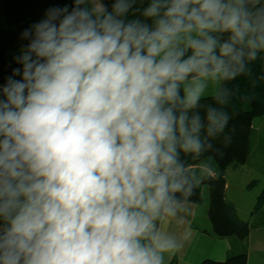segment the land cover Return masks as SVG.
<instances>
[{
  "label": "clouds",
  "instance_id": "1",
  "mask_svg": "<svg viewBox=\"0 0 264 264\" xmlns=\"http://www.w3.org/2000/svg\"><path fill=\"white\" fill-rule=\"evenodd\" d=\"M136 3L75 0L22 33V79L0 87V264H165L182 249L158 223L185 224L199 178L181 154L227 127L222 107L198 109L210 83L226 105L224 83L264 55V0Z\"/></svg>",
  "mask_w": 264,
  "mask_h": 264
},
{
  "label": "trees",
  "instance_id": "2",
  "mask_svg": "<svg viewBox=\"0 0 264 264\" xmlns=\"http://www.w3.org/2000/svg\"><path fill=\"white\" fill-rule=\"evenodd\" d=\"M111 9L114 0H103ZM150 0H137L135 8L142 9ZM76 7L75 0H0V87L7 83L9 77L22 79L23 65L17 62L30 43L31 37L25 39L22 33L32 25L46 19L47 13L54 8H67L70 13ZM81 7H89L88 4ZM130 11L128 18H133ZM139 15V13H135ZM35 58V57H33ZM251 75H242L236 80L225 82L223 87L233 92L226 105L216 104L215 93L204 96L198 111L203 115L204 106L222 107L229 115V123L223 133L212 139V149L199 157L181 154L188 171L199 178L189 202L201 204L204 200L205 186L208 190L209 234L219 239L232 242V253L226 260L205 259L201 264H247L248 238L252 225L264 220V187L257 196L252 210V221H245L238 215L235 204L226 198V172L230 167H240L248 163L251 155L252 136L255 133L253 122L256 118L264 119V55L251 65ZM20 74L14 75V70ZM220 86V85H219ZM0 99H4L0 95ZM225 137H229L228 142ZM206 166L210 169L200 168ZM255 181L249 184L251 187ZM158 223V227H159ZM169 264H180L174 257Z\"/></svg>",
  "mask_w": 264,
  "mask_h": 264
},
{
  "label": "crops",
  "instance_id": "3",
  "mask_svg": "<svg viewBox=\"0 0 264 264\" xmlns=\"http://www.w3.org/2000/svg\"><path fill=\"white\" fill-rule=\"evenodd\" d=\"M261 120L256 118V120ZM254 125V124H253ZM255 128H258L257 126ZM242 167H230L226 172V198H228L229 190L232 186L231 178H235L237 173L241 172ZM231 177V178H230ZM249 182H243L244 192H247ZM257 198V196H256ZM232 201V200H231ZM233 202V201H232ZM238 215L239 209L235 202ZM255 203V202H253ZM254 206V204H253ZM252 206V207H253ZM199 210V204L189 202V210L185 217V224L177 227L172 224H159L166 231L175 232L183 238V247L179 251L166 255L165 264H169L170 261L177 257L180 264H201L205 259H214L218 261H224L230 253H232V242L229 239H219L211 234L207 233L208 228H201L195 226V219ZM253 210V209H252ZM251 210V218L252 216ZM250 216L248 220L251 221ZM241 218V217H240ZM242 219V218H241ZM244 220V219H243ZM254 220V218H253ZM252 220V222H253ZM5 222L0 220V225ZM247 264H264V220L258 225H252L248 238V260Z\"/></svg>",
  "mask_w": 264,
  "mask_h": 264
},
{
  "label": "rangeland",
  "instance_id": "4",
  "mask_svg": "<svg viewBox=\"0 0 264 264\" xmlns=\"http://www.w3.org/2000/svg\"><path fill=\"white\" fill-rule=\"evenodd\" d=\"M89 8L93 6L91 2L88 3ZM219 84H209V87L206 89L205 96L211 95L216 92ZM255 128V133L252 136V148L251 155L249 157V161L246 165L241 166V172L237 173L236 177L231 178L232 186L228 193L229 200L236 203L240 217L244 220H248L251 214V210L254 208L253 202H256V196H258L263 187H264V119L262 118L253 122ZM200 168L207 169L210 171L209 167L204 165L200 166ZM247 181L255 183L244 192L243 182ZM204 190V200L201 204H199V210L195 219V226L201 228H210V222L207 214L208 210V190L205 186H203ZM253 206V207H252ZM250 220H253V217Z\"/></svg>",
  "mask_w": 264,
  "mask_h": 264
}]
</instances>
